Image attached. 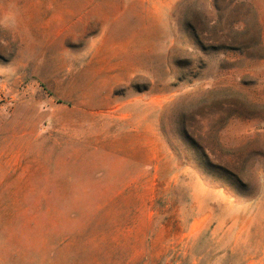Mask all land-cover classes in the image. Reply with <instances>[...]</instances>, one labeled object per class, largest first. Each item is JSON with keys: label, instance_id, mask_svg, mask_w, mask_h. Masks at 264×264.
<instances>
[{"label": "rangeland", "instance_id": "1", "mask_svg": "<svg viewBox=\"0 0 264 264\" xmlns=\"http://www.w3.org/2000/svg\"><path fill=\"white\" fill-rule=\"evenodd\" d=\"M0 264H264V0H0Z\"/></svg>", "mask_w": 264, "mask_h": 264}]
</instances>
